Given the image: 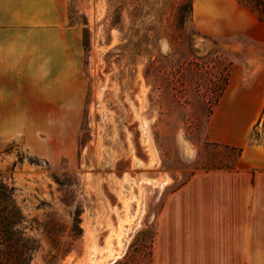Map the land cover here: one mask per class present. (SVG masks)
I'll return each instance as SVG.
<instances>
[{
	"label": "rangeland",
	"instance_id": "374dc122",
	"mask_svg": "<svg viewBox=\"0 0 264 264\" xmlns=\"http://www.w3.org/2000/svg\"><path fill=\"white\" fill-rule=\"evenodd\" d=\"M187 1L7 8L0 64L26 77L0 112V181L35 241L29 264H152L166 194L194 171L234 166L236 150L206 125L254 44L241 30L256 12L250 0ZM263 124L264 106L253 142Z\"/></svg>",
	"mask_w": 264,
	"mask_h": 264
},
{
	"label": "crops",
	"instance_id": "0c3cea01",
	"mask_svg": "<svg viewBox=\"0 0 264 264\" xmlns=\"http://www.w3.org/2000/svg\"><path fill=\"white\" fill-rule=\"evenodd\" d=\"M22 3L27 0H0V24L12 18L8 7ZM250 14L241 32L254 44L232 64L206 125L209 141L238 147L240 154L231 168L194 171L166 194L152 264H264V141L251 140L264 106V15ZM18 69L0 64L3 114L11 103L7 85L25 82Z\"/></svg>",
	"mask_w": 264,
	"mask_h": 264
},
{
	"label": "trees",
	"instance_id": "16d2710c",
	"mask_svg": "<svg viewBox=\"0 0 264 264\" xmlns=\"http://www.w3.org/2000/svg\"><path fill=\"white\" fill-rule=\"evenodd\" d=\"M246 1L252 2L250 8L256 12L257 17L262 18L264 15V0ZM187 3H189L188 8L191 9L190 1L188 0ZM229 147L236 150L237 156L240 154V148ZM22 221L23 216L15 203L12 187H8L0 181V264H29L32 252L35 249V241L22 230ZM80 232L78 217L75 215L71 227L72 236L76 237Z\"/></svg>",
	"mask_w": 264,
	"mask_h": 264
}]
</instances>
